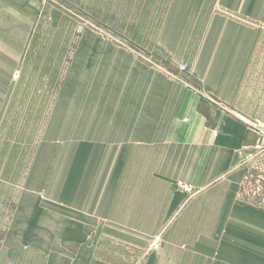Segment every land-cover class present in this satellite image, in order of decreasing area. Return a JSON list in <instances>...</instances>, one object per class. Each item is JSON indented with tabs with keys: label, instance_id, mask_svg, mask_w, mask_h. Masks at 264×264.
Returning a JSON list of instances; mask_svg holds the SVG:
<instances>
[{
	"label": "crops",
	"instance_id": "1",
	"mask_svg": "<svg viewBox=\"0 0 264 264\" xmlns=\"http://www.w3.org/2000/svg\"><path fill=\"white\" fill-rule=\"evenodd\" d=\"M80 1L99 24L53 97L64 148L43 191L48 151L17 185L3 264H125L106 236L141 264H264V207L242 190L259 129L236 110L264 107V0Z\"/></svg>",
	"mask_w": 264,
	"mask_h": 264
},
{
	"label": "rangeland",
	"instance_id": "2",
	"mask_svg": "<svg viewBox=\"0 0 264 264\" xmlns=\"http://www.w3.org/2000/svg\"><path fill=\"white\" fill-rule=\"evenodd\" d=\"M97 24L95 13L81 12L80 0H0V264L6 259V251H1L6 229L15 227L12 216L20 197L17 185L29 179L40 150L48 151L46 166L52 147L58 144L59 152L52 159L54 170L64 148V140L48 139L53 97L56 90H62L60 80L64 79L65 69L71 68L74 54L80 52L81 45L75 41L83 32L96 35ZM260 79L251 85L255 98L264 96L261 93L264 80ZM34 87L37 89L34 105L40 108L31 107ZM236 110L253 119L252 124L259 129L260 146L244 157L248 178L242 190L247 198L264 207V107L243 106ZM42 177L43 173L38 184L41 191L48 183L41 188ZM261 225L264 230V223L258 227ZM262 237L260 233L248 237L244 245L260 246L256 243ZM225 238L217 237L221 243ZM101 243L114 246L125 264H141L147 256L145 248L129 245L125 239L114 241L106 236ZM199 243H208V237L201 236Z\"/></svg>",
	"mask_w": 264,
	"mask_h": 264
},
{
	"label": "trees",
	"instance_id": "3",
	"mask_svg": "<svg viewBox=\"0 0 264 264\" xmlns=\"http://www.w3.org/2000/svg\"><path fill=\"white\" fill-rule=\"evenodd\" d=\"M59 146L58 144H55L51 151H50V158L44 168V171H43V177H42V182H40L42 185L40 186L41 188H43L46 184V181H48L49 177H50V174L52 172V169H53V164H54V161L52 160L53 158H55L59 152ZM53 161V162H52ZM44 178V179H43Z\"/></svg>",
	"mask_w": 264,
	"mask_h": 264
},
{
	"label": "built area",
	"instance_id": "4",
	"mask_svg": "<svg viewBox=\"0 0 264 264\" xmlns=\"http://www.w3.org/2000/svg\"><path fill=\"white\" fill-rule=\"evenodd\" d=\"M186 68H187V66H186V65H183V66H182V69H186Z\"/></svg>",
	"mask_w": 264,
	"mask_h": 264
}]
</instances>
